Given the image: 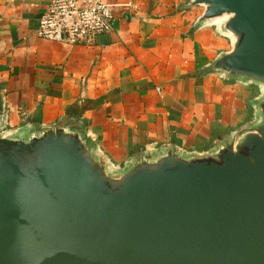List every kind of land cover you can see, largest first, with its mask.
Listing matches in <instances>:
<instances>
[{
    "label": "water",
    "instance_id": "95a60500",
    "mask_svg": "<svg viewBox=\"0 0 264 264\" xmlns=\"http://www.w3.org/2000/svg\"><path fill=\"white\" fill-rule=\"evenodd\" d=\"M183 8L229 42L198 75L257 89L249 123L116 166L82 115L10 130L0 98V264H264V0Z\"/></svg>",
    "mask_w": 264,
    "mask_h": 264
},
{
    "label": "crops",
    "instance_id": "0c3cea01",
    "mask_svg": "<svg viewBox=\"0 0 264 264\" xmlns=\"http://www.w3.org/2000/svg\"><path fill=\"white\" fill-rule=\"evenodd\" d=\"M51 0H0V98L7 127L52 124L69 112L113 164L163 144L202 152L241 131L257 89L199 76L229 42L193 29L188 0H106L112 31L91 45L37 38Z\"/></svg>",
    "mask_w": 264,
    "mask_h": 264
},
{
    "label": "built area",
    "instance_id": "2783aa9c",
    "mask_svg": "<svg viewBox=\"0 0 264 264\" xmlns=\"http://www.w3.org/2000/svg\"><path fill=\"white\" fill-rule=\"evenodd\" d=\"M113 7L106 0H51L39 20V39L68 45H91L112 31Z\"/></svg>",
    "mask_w": 264,
    "mask_h": 264
}]
</instances>
